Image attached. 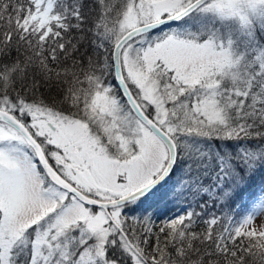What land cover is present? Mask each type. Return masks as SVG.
Instances as JSON below:
<instances>
[{
  "label": "snow or ice",
  "instance_id": "obj_1",
  "mask_svg": "<svg viewBox=\"0 0 264 264\" xmlns=\"http://www.w3.org/2000/svg\"><path fill=\"white\" fill-rule=\"evenodd\" d=\"M0 264H264V0H0Z\"/></svg>",
  "mask_w": 264,
  "mask_h": 264
}]
</instances>
